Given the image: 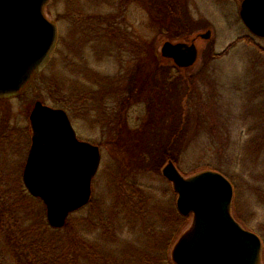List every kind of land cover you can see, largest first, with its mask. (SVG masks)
Returning <instances> with one entry per match:
<instances>
[{
    "label": "rangeland",
    "instance_id": "374dc122",
    "mask_svg": "<svg viewBox=\"0 0 264 264\" xmlns=\"http://www.w3.org/2000/svg\"><path fill=\"white\" fill-rule=\"evenodd\" d=\"M241 2L50 0L55 52L24 91L0 98V264H174L192 216H178L168 161L184 178L231 182L233 214L261 239L264 264V38L242 23ZM206 30L188 70L160 57L163 42ZM154 65L166 76L146 80ZM36 101L64 110L100 153L89 202L60 229L22 184Z\"/></svg>",
    "mask_w": 264,
    "mask_h": 264
},
{
    "label": "water",
    "instance_id": "95a60500",
    "mask_svg": "<svg viewBox=\"0 0 264 264\" xmlns=\"http://www.w3.org/2000/svg\"><path fill=\"white\" fill-rule=\"evenodd\" d=\"M49 1L0 0V98L24 90L51 58L58 31L43 13ZM239 16L252 34L264 37V0H243ZM210 34L206 30L195 37L209 40ZM191 41L163 42L160 57L179 69L192 67L199 51ZM28 119L32 135L22 183L43 203L48 225L60 229L89 202L99 149L76 138L60 108L36 101ZM161 173L177 195V212L192 216L191 228L171 250L174 264H260L261 241L232 218V187L223 175L204 171L184 178L171 161Z\"/></svg>",
    "mask_w": 264,
    "mask_h": 264
},
{
    "label": "trees",
    "instance_id": "16d2710c",
    "mask_svg": "<svg viewBox=\"0 0 264 264\" xmlns=\"http://www.w3.org/2000/svg\"><path fill=\"white\" fill-rule=\"evenodd\" d=\"M160 1V0H159ZM163 5H165V9L166 10H169V7H171L170 6V4L166 1V3H164ZM169 11H172V12H174V10H169ZM172 12H169V14L172 16V17H174V19H181V17H180V15H179V13L177 12V14L178 15H175V13L173 14ZM182 14V13H181ZM175 15V16H174ZM182 22V21H181ZM183 23V22H182ZM166 70H163V68L162 67H157V66H151V68H149V71H148V73L147 74H143V75H145V79L146 80H149V79H151L152 77H155V76H166ZM37 79V78H36ZM109 86H110V88L111 89H114L115 88V90H114V93L116 92L117 93V91H120L118 88H117V86H115V85H113V84H111V83H109L108 84ZM141 87H142V89H144V84H142L141 85ZM106 96V95H105ZM159 154V153H158ZM157 154V155H158ZM24 192V195L25 196H23V197H25V198H31L28 194H27V192L26 191H23ZM23 192H22V195H23ZM178 216H179V218L180 219H182V220H184V219H186L187 217H182L181 215H179L178 214Z\"/></svg>",
    "mask_w": 264,
    "mask_h": 264
},
{
    "label": "flooded vegetation",
    "instance_id": "af4514ba",
    "mask_svg": "<svg viewBox=\"0 0 264 264\" xmlns=\"http://www.w3.org/2000/svg\"><path fill=\"white\" fill-rule=\"evenodd\" d=\"M243 1V0H242ZM242 3V2H241ZM241 5V4H240ZM183 15V18H186L185 16H186V14H182ZM189 22V21H188ZM104 23V22H103ZM101 25H102V23H101ZM101 30L104 32L105 30L104 29H102L101 28ZM200 33V32H199ZM198 34V32L197 33H195L194 35H191V36H182V38H181V40H180V42H184V43H187V44H190L192 41L191 40H194V44L197 46V44H198V42H199V40H203V39H196V35ZM101 35H103V33L101 32ZM211 35V34H210ZM262 38H264V37H262ZM206 41H208V40H206ZM198 48V47H197ZM210 55H211V57L210 58H212L213 56V54H212V51H210ZM199 58V57H198ZM166 61H170L171 63H172V65L175 67V65L173 64V62H172V60H167V59H165ZM176 68V67H175ZM176 69H178V70H181V71H186V70H188V68H183V69H179V68H176ZM78 138V137H77ZM229 181V180H228ZM230 182V181H229ZM230 184H231V182H230ZM231 186H232V191H233V185L231 184ZM233 195H234V192H233ZM232 201H233V199H232ZM230 213H231V216H232V218L243 228V229H245L242 225H241V219L240 218H238V217H236V216H234V214H233V210H232V202H231V207H230ZM240 221V222H239ZM245 230H247V231H249L248 229H245ZM255 234V233H254ZM257 235V234H256ZM258 236V235H257ZM259 237V236H258Z\"/></svg>",
    "mask_w": 264,
    "mask_h": 264
}]
</instances>
